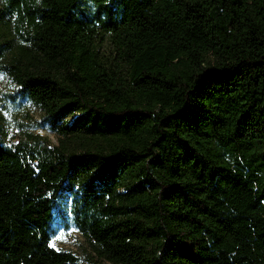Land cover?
Returning a JSON list of instances; mask_svg holds the SVG:
<instances>
[{
	"label": "trees",
	"instance_id": "1",
	"mask_svg": "<svg viewBox=\"0 0 264 264\" xmlns=\"http://www.w3.org/2000/svg\"><path fill=\"white\" fill-rule=\"evenodd\" d=\"M0 75V264H264V0H0Z\"/></svg>",
	"mask_w": 264,
	"mask_h": 264
},
{
	"label": "rangeland",
	"instance_id": "2",
	"mask_svg": "<svg viewBox=\"0 0 264 264\" xmlns=\"http://www.w3.org/2000/svg\"><path fill=\"white\" fill-rule=\"evenodd\" d=\"M14 89L10 79L0 75V132L4 143L13 146L26 140L28 133H33L44 137L43 141L48 145L56 144L57 136L54 132L45 127H34V121L40 118L39 110L24 102L22 106L16 107L10 97L4 96L5 93ZM52 244L57 248L74 251L86 264H89L90 260L97 264H109L106 261H100L94 255L89 241L71 224L57 226Z\"/></svg>",
	"mask_w": 264,
	"mask_h": 264
},
{
	"label": "snow or ice",
	"instance_id": "3",
	"mask_svg": "<svg viewBox=\"0 0 264 264\" xmlns=\"http://www.w3.org/2000/svg\"><path fill=\"white\" fill-rule=\"evenodd\" d=\"M58 239H59V238H58ZM50 246L54 247L55 245L53 244V245H50Z\"/></svg>",
	"mask_w": 264,
	"mask_h": 264
}]
</instances>
